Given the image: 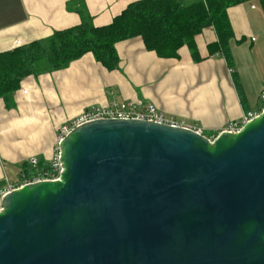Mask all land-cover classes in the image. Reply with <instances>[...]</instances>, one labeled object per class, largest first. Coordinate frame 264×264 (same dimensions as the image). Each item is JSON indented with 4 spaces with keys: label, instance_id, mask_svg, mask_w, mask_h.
<instances>
[{
    "label": "water",
    "instance_id": "1",
    "mask_svg": "<svg viewBox=\"0 0 264 264\" xmlns=\"http://www.w3.org/2000/svg\"><path fill=\"white\" fill-rule=\"evenodd\" d=\"M58 148L59 180L3 199L0 264H264V108L212 141L100 119Z\"/></svg>",
    "mask_w": 264,
    "mask_h": 264
},
{
    "label": "crops",
    "instance_id": "2",
    "mask_svg": "<svg viewBox=\"0 0 264 264\" xmlns=\"http://www.w3.org/2000/svg\"><path fill=\"white\" fill-rule=\"evenodd\" d=\"M73 1L0 0V53L79 25ZM134 1L83 3L92 24L102 27ZM227 15L233 30L232 68L221 55H209L207 46L216 35L206 28L195 37L198 61L185 46L177 58H160L134 37L115 45L116 70H106L87 53L65 69L23 79L10 106L0 99V182L4 177L18 182L20 166L31 157L48 163L58 147L59 128L91 106L150 103L173 121L212 138L228 123L256 111L264 89V14L252 1L230 7Z\"/></svg>",
    "mask_w": 264,
    "mask_h": 264
},
{
    "label": "trees",
    "instance_id": "3",
    "mask_svg": "<svg viewBox=\"0 0 264 264\" xmlns=\"http://www.w3.org/2000/svg\"><path fill=\"white\" fill-rule=\"evenodd\" d=\"M252 1L259 3L264 14V0H137L129 3L110 24L95 27L83 0H74L79 25L0 53V99L5 106H10L12 95L23 79L65 69L87 53L106 70H116L119 59L115 45L134 37H140L146 50L155 52L160 58H177L178 50L185 46L192 59L198 61L195 37L206 28H212L216 41L208 44L209 55H221L232 68L229 42L233 30L227 10ZM233 80L245 103L235 74ZM263 108L264 103L258 113ZM213 135L216 137L217 133ZM47 165L38 161L34 171L45 169ZM20 167L21 174L26 177L33 173L27 163Z\"/></svg>",
    "mask_w": 264,
    "mask_h": 264
},
{
    "label": "built area",
    "instance_id": "4",
    "mask_svg": "<svg viewBox=\"0 0 264 264\" xmlns=\"http://www.w3.org/2000/svg\"><path fill=\"white\" fill-rule=\"evenodd\" d=\"M23 93H26L23 91ZM259 100L264 103V89L259 95ZM259 113L256 111H249L241 117V119L228 123L226 127L220 131L216 132L217 135L221 132L228 133H237L244 125L256 118ZM100 119H136V120H145L149 122L163 123L172 126H178L193 130L201 135L205 136L201 129L196 127H191L185 125L184 123H177L173 119L166 117L162 112L156 109V107L150 103L147 104H138L134 102H123L113 106H91L79 115L70 120L67 124L61 126L57 135V146L60 141L75 127H78L82 124L100 120ZM206 137V136H205ZM215 138V135H213ZM210 141L214 138L206 137ZM28 166H30L33 173H30V176L26 177L21 175L18 182H12L6 177L3 179V184L0 185V213L3 211V199L6 195L11 193L14 190H17L24 185H29L32 183H37L41 181H57L62 172L61 163L59 162V148H56V152L48 162V165L45 169L34 171L38 164V160L35 157H31L27 160Z\"/></svg>",
    "mask_w": 264,
    "mask_h": 264
},
{
    "label": "rangeland",
    "instance_id": "5",
    "mask_svg": "<svg viewBox=\"0 0 264 264\" xmlns=\"http://www.w3.org/2000/svg\"><path fill=\"white\" fill-rule=\"evenodd\" d=\"M256 106H258V107L255 109V110H256V113H257V112H259L258 110H259V108H261L262 103H261V104L258 103ZM205 134H206V133H205Z\"/></svg>",
    "mask_w": 264,
    "mask_h": 264
}]
</instances>
